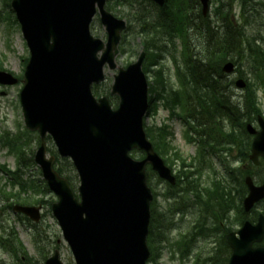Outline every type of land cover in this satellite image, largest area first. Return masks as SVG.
<instances>
[{"label":"water","instance_id":"water-1","mask_svg":"<svg viewBox=\"0 0 264 264\" xmlns=\"http://www.w3.org/2000/svg\"><path fill=\"white\" fill-rule=\"evenodd\" d=\"M107 0H12L11 6L30 50V61L21 92L26 126L38 131L41 146L35 161L40 165L50 189L58 196L52 210L76 264H147V244L151 218L152 190L147 184L146 165L150 163L161 178L176 183L172 170L157 154L144 129L148 110V80L142 66L146 56L128 68L118 67L116 57L125 20L106 10ZM164 6L166 0H154ZM203 12L210 0H200ZM108 33L107 41L95 37L91 24L97 12ZM144 46V43H143ZM119 69L112 95L121 102L113 110L108 99H97L92 85L105 80V66ZM235 65H224L233 73ZM19 82L13 74L0 70V83ZM246 87L243 79L237 81ZM260 130L247 125L256 135L250 156L256 164L264 158V118ZM53 138L61 157H70L78 171L80 200L69 181L54 169L55 156L48 157L46 137ZM146 152L134 160L133 149ZM249 193L244 210L264 200V185L251 176L245 180ZM15 210L40 220V207L16 206ZM232 255L228 264H264V214L258 221L226 236ZM46 264H64L56 250Z\"/></svg>","mask_w":264,"mask_h":264},{"label":"rangeland","instance_id":"rangeland-1","mask_svg":"<svg viewBox=\"0 0 264 264\" xmlns=\"http://www.w3.org/2000/svg\"><path fill=\"white\" fill-rule=\"evenodd\" d=\"M259 9L262 14L263 24H245L244 21H239L241 8L238 2L231 3L230 0H211V11L206 20H203L200 16L198 18V13L201 11L200 7L195 11H190L194 15V24L196 25L194 30H190L192 34L190 44L198 55L202 56L210 50L215 49L223 40L224 34L227 31L232 33L231 30L233 28L230 25L234 27L233 32L237 36L235 28L237 29V26L241 24L244 26L247 35H257L263 38V40H260V43L264 45V6H260ZM0 10L1 69L9 71L19 79H22L30 58L29 48L16 16L11 9V3L8 6L6 0H0ZM112 12L116 17L121 19L128 15L127 10L121 7ZM226 12L229 13L228 17H225ZM99 19L100 16L98 15L94 20L92 32L98 38L106 39L107 32L103 25L100 24ZM228 21H231V23H228ZM198 26L202 30H199ZM208 26L211 27L209 31L206 30ZM138 30L139 27L132 24L129 30L123 34V37L126 36L127 42L125 52L121 51L117 57V64L120 67H126L135 62L142 50L139 43L144 41V39L141 35L136 34ZM208 48L209 50L207 51ZM181 49L180 43L177 47V53L178 51L180 53ZM228 58H235L237 60L239 75H242L249 81L254 79L255 68L250 62L253 60L248 53L245 52L241 56L237 54L236 47L235 50L229 53ZM150 63L151 61L146 60L144 64L150 69L147 75L152 84L156 82L157 71L163 70L165 80L170 87L168 88L174 87V89H178L179 79L177 69L173 56L169 52L164 54L158 65H150ZM117 72V70L106 69L107 81L104 82L103 87H108L111 90L114 76ZM226 78L228 81H234L236 76H226ZM155 86L161 91V85L156 84ZM22 88V82L12 86L0 84V135L4 131H8L13 135L19 134L22 144L27 147V153L26 151L23 152L24 157H29L31 149L34 151V154L37 150L38 144L34 141L36 140V136L38 137L39 135L38 133L30 135L32 137L30 141L32 142L29 144L30 137L25 126L20 100ZM231 92L235 95L234 99L236 101H241L246 89H238L234 83L231 87ZM257 95L262 114L264 115V86L258 89ZM111 102L113 106H116L119 104V98L117 96L112 97ZM162 104V102H159L156 113L147 115L146 128L153 126L154 128L162 127L165 124L170 126L173 137L167 142L174 148L168 155H161L164 160H167L168 165L172 167L175 174L179 176L180 183L178 187L170 189L168 183L160 179L157 174H150L151 186L159 195L155 201L158 219V222H155V224L160 226L159 231H156L153 235V239L155 238V242H153L155 262L152 264H195L199 261H201V264H228L231 249L227 248L224 244L226 243L227 245L226 235L228 230H237L241 227V224L237 222V219H239L237 205H239L240 200L238 198L237 183H234L233 179V170L237 171V167H241L242 169L246 167L252 171L255 181L258 184H262L264 183V161H261V164L256 166L250 160L242 158L238 147L233 148L232 145L227 143H217V152L214 151L216 149H209V151L205 149L202 151L205 158L200 162L199 149L201 146L198 148L195 141L190 142L186 138L185 135L188 127L178 116L170 117V111L163 107ZM255 125L257 127L256 123ZM195 136L198 135L195 133ZM48 145L56 151L53 141H48ZM9 149L8 146H0V189L3 188L7 192L12 187L9 183L8 174H5L3 171V166H6L10 170H17L16 168L18 167L17 158L15 154L9 152ZM143 154V152L137 150L131 152V155L135 159L141 158ZM198 166L200 169L202 168V173L198 174V178L195 180L199 184L200 189L198 188L197 191L200 192L201 190L203 202L198 201L193 193L186 194L183 191V186L186 185L188 180L185 178L192 177L197 171L196 168ZM23 171L25 178L35 177L38 181L43 180L41 170L36 164L29 168H23ZM67 174L71 177L69 181L74 192L78 194L77 189L80 185V179L75 168L73 167V170ZM219 179L223 181L227 179L228 186L226 188L232 191L230 208L228 211H224L225 213H220L216 204L213 205V208H208L205 204L209 196L207 188H213L215 181ZM168 195H172L171 198H167ZM38 197H43L49 203L43 205L42 220L38 224H34L27 217H20L13 209L9 210L7 208L9 203L18 204L19 202H15V199L4 197L2 193L0 194V202L3 206L6 205L5 209L0 211V237L18 238L23 243L24 248L18 256H14L7 253L2 248V245H0V264H45L47 258L57 248L60 250L61 259L65 264H75L72 251L65 241L62 230L52 213V205L58 201L57 196L49 191L44 196L38 195ZM23 200L24 198L21 201ZM31 205L37 206V204ZM256 209L257 211L264 212V202ZM209 228L214 229L208 230ZM184 241L187 243L184 246V248L186 247L185 249L180 245L181 243L184 245Z\"/></svg>","mask_w":264,"mask_h":264},{"label":"trees","instance_id":"trees-1","mask_svg":"<svg viewBox=\"0 0 264 264\" xmlns=\"http://www.w3.org/2000/svg\"><path fill=\"white\" fill-rule=\"evenodd\" d=\"M8 6H10L11 0H6ZM230 2H238L241 8L240 15L242 20L246 24L262 23V14L260 12V6H264V0H230ZM127 10L128 20L130 26L135 24L139 27L136 34L141 35L146 43L145 50L147 53L146 60L151 61L150 65H158L163 58L164 54L170 53L173 56L177 68V76L179 79L178 89L171 87L166 83L163 70L157 71V79L155 83L150 84V108L149 114L156 113L159 102H162L163 107L171 111L172 116H178L189 129L186 131V137L190 142H198L200 144L199 160H203L204 151L207 149L217 148L216 144L227 143L232 147H238L239 153L242 158L247 159L251 143L246 140L247 123L255 121L257 117L262 114L261 107L259 105V97L257 95L258 89L264 86V45L260 43L263 38L257 35H247L243 25L237 26V36L233 32L234 27L230 25L233 30L232 33L226 32L223 40L216 46L215 49L210 50L202 56H199L194 47L190 44L191 33L190 30L196 27L194 24V15L192 12L197 10L199 6V0H167L165 7L160 8L149 0H111L109 9H117L118 7ZM161 9V12L158 10ZM197 12V11H196ZM203 18L201 12L198 13V18ZM229 13H225V17H228ZM196 17V16H195ZM203 20H206L203 18ZM1 21V10H0ZM231 23V21H228ZM130 28V27H129ZM199 30H202L199 27ZM211 27H207L209 31ZM137 36V35H136ZM237 37L240 38V45L237 47V54L243 56L244 53H248L253 61H250L254 66V79L249 81L245 94L242 96L241 101L235 102L234 95L231 92L233 85L232 81H228L226 75L222 72V64L227 61L230 51L235 50L233 41L236 42ZM180 41L182 49L180 53H177L178 43ZM127 38L125 36L122 43V51L125 52V44ZM139 45H141L139 43ZM209 48L207 49V51ZM2 68L0 64V69ZM146 73L150 71L146 66L144 67ZM156 84L161 85V91L156 88ZM104 83L94 87V92L97 96L109 94V88L103 87ZM169 87V88H168ZM150 140L154 143L155 149L162 155H168L174 148L167 141L172 139L173 132L169 125H163L162 127H147L146 128ZM195 132L198 136L192 135ZM32 135L33 133L27 131ZM20 135H13L6 131L1 139L0 144L8 146L10 153H13L19 158V168L16 171H11L3 166V170L10 174L11 185L13 190L17 188L14 193H7L4 190H0L8 198H14L18 202H21L23 195L28 194L29 191L34 193H44L49 191L47 186L38 184L36 180L25 179L20 174L22 167H30L33 164L34 151L31 149L29 157H24L23 152L27 147L22 144ZM32 137L29 138V141ZM37 144H40L39 137L36 136ZM50 140V137L48 138ZM30 141L29 144H31ZM209 147V148H207ZM212 147V148H210ZM52 153L55 152L51 149ZM217 152V151H215ZM27 153V151H26ZM181 159V157L179 156ZM183 161V160H182ZM185 162V161H184ZM57 171L71 179L67 174L73 170V165L69 159H58ZM201 166V164H200ZM197 171L192 177H186V185L183 186V191L186 194H192L199 201H204L202 198L201 190L197 191L199 184L195 179L198 178V174L202 173V168L198 166ZM185 172V171H184ZM234 183H237L238 198L240 200L237 205L238 224H242L246 219L245 212L243 210L242 201L246 194V186L244 183V175L246 172L241 168L233 170ZM189 176V175H188ZM191 179V180H190ZM228 180H216L213 188H207L208 199L205 204L208 208H213L216 204L220 213H225L230 208L232 191L226 187ZM200 189V188H199ZM32 200L27 198L26 201ZM225 211V212H224ZM155 202L152 205V217L150 224V231L148 237V244L151 249L152 257L149 260V264L155 262V248L153 242V235L156 231H159L160 226L155 224L158 222L156 216ZM258 213H254L251 219H256ZM209 228L208 230H213ZM229 231V230H228ZM223 239L225 240L224 236ZM227 248L228 245L224 243ZM183 249L187 243L184 241V245L180 244ZM264 246V241L262 243ZM7 247L14 252L24 250L23 244L18 238L12 237L9 239ZM230 249V248H229ZM189 256V255H187ZM195 264H201V261Z\"/></svg>","mask_w":264,"mask_h":264},{"label":"bare ground","instance_id":"bare-ground-1","mask_svg":"<svg viewBox=\"0 0 264 264\" xmlns=\"http://www.w3.org/2000/svg\"><path fill=\"white\" fill-rule=\"evenodd\" d=\"M232 42H233V46H234V47H238V46L240 45V42H241V41H240V38L237 37V42H235V41H233V40H232ZM247 138H248V136H246V140H247Z\"/></svg>","mask_w":264,"mask_h":264},{"label":"flooded vegetation","instance_id":"flooded-vegetation-1","mask_svg":"<svg viewBox=\"0 0 264 264\" xmlns=\"http://www.w3.org/2000/svg\"><path fill=\"white\" fill-rule=\"evenodd\" d=\"M254 137H255V136H253V135H251V136H250L251 143L253 142V140H254ZM260 161H262V160H260ZM260 163H261V162H260ZM245 168H246V167H245Z\"/></svg>","mask_w":264,"mask_h":264}]
</instances>
